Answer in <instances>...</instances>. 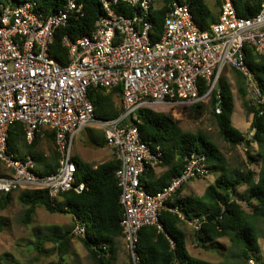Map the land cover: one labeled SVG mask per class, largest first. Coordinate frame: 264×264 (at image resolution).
Masks as SVG:
<instances>
[{
	"label": "built area",
	"instance_id": "obj_1",
	"mask_svg": "<svg viewBox=\"0 0 264 264\" xmlns=\"http://www.w3.org/2000/svg\"><path fill=\"white\" fill-rule=\"evenodd\" d=\"M96 1L102 14L90 34L75 41L62 37L68 60L64 64L51 55V47L59 28L84 15L82 4L67 0L50 15L32 1L0 7V194L42 191L56 200L70 191L83 192L85 185L75 183L74 142L84 129H100L118 162L114 177L122 209V240L132 264H138L139 231L160 228L163 210L178 212L177 207L166 206L168 200L210 171L205 155L193 153L179 176L161 191L147 192L141 178L160 162L162 153L153 152L141 140L136 114L142 109L169 112L207 104L213 95L215 113L220 114L219 82L227 69L243 77L252 105H263L244 48L264 55V0L250 18L238 16L232 0H219L218 18L207 31L198 28L185 1L171 0L157 39L150 17L154 0ZM119 87L120 114L96 118L89 90L109 93ZM15 123L24 127L28 145L45 129L54 133L59 154L55 172L41 175L30 155L16 159L9 151V130ZM191 224L200 230V219ZM72 235L83 237L84 228L76 225ZM248 263L253 264V259Z\"/></svg>",
	"mask_w": 264,
	"mask_h": 264
},
{
	"label": "trees",
	"instance_id": "obj_2",
	"mask_svg": "<svg viewBox=\"0 0 264 264\" xmlns=\"http://www.w3.org/2000/svg\"><path fill=\"white\" fill-rule=\"evenodd\" d=\"M23 1H32L43 13L50 15L59 11L67 0H0V7H15ZM83 5L84 15L78 20L71 19L66 27L56 31L55 41L51 47V55L61 64L67 63V52L62 47V37L67 35L71 40L89 35L94 22L102 14L96 0H77ZM162 6L155 7L151 20L155 38L162 32V22L166 11V4L171 0H160ZM185 1L193 15L194 21L201 31L209 30L216 22L218 14L213 13L205 0ZM237 14L243 18H250L260 10V0H232ZM213 7L219 9L220 1L213 0ZM245 61L254 76V82L260 94L264 97V55H258L250 47L244 48ZM238 77V93L244 100V107L250 115L251 139H247L232 126L231 118L234 112V94L225 77H221L219 89L221 95V113L216 114L217 100L213 95L207 105L197 104L183 107L195 118L201 117L207 109L213 118L222 140L232 147L243 145L246 149L247 163L260 161V169L255 180L252 170L243 166L232 171L226 170V159L219 148L204 134L183 131L178 121L169 112H156L149 109L139 110L136 114L139 122L136 125L141 140L155 152L162 153L157 166L163 171L156 176L150 168L141 183L149 193H156L166 187L170 181L179 176L186 159L193 153L206 157V164L211 173L217 175L215 181L208 185L201 197H181V187L166 206L169 209L178 208V212L163 210L159 216L160 228L156 226L144 227L139 231L137 243L138 264H247L249 259H255L260 252L258 225L264 221V104L253 106L246 101V89L243 77L234 71ZM94 107L95 117L98 119L115 118L120 114V87L106 93L103 89L91 88L87 94ZM24 127L15 123L9 130L8 148L13 155L23 151L33 157L36 162L43 163L44 158L36 155L34 148L38 144V136L27 145L24 139ZM105 143L104 136H101ZM48 141L54 143V135L47 136ZM256 144L257 154L252 155L248 150ZM49 173L56 170L59 154L56 147L51 148ZM33 153V154H32ZM76 167L75 183H83V192L73 191L62 194L56 200H51L42 191H24L19 195L20 202L26 207L24 223L28 224L36 209L42 208L54 214L70 215L74 219V226L62 234L45 236L43 241L52 243L53 253L57 260L48 264H68L67 257L71 240L76 238L88 253L93 264H111L116 260V244L123 237L120 221L122 209L119 204V189L114 177L118 162L115 158L100 164L96 168L72 159ZM245 187L243 193L247 209H244L235 198L238 189ZM11 194H0V208L4 209L11 201ZM201 220L199 231H194V238L199 248L215 249L228 259L226 263H211L192 256L186 244L183 226L193 219ZM76 225L84 228L83 237H74L72 230ZM227 239L233 250L223 253L226 249L219 241ZM40 241V240H39ZM42 242V241H40ZM41 245L42 243H38ZM35 245L41 252V248ZM222 251V253L220 252ZM226 254V255H225ZM129 263L132 261L129 257Z\"/></svg>",
	"mask_w": 264,
	"mask_h": 264
},
{
	"label": "rangeland",
	"instance_id": "obj_3",
	"mask_svg": "<svg viewBox=\"0 0 264 264\" xmlns=\"http://www.w3.org/2000/svg\"><path fill=\"white\" fill-rule=\"evenodd\" d=\"M205 3L213 13L218 14L219 10L213 7V0H205ZM154 4L157 8L162 6L160 0H154ZM223 77L226 78L234 94V112L231 118L232 126L247 139H251V118L244 107V100L238 93V77L231 69H227ZM244 86L247 93L245 100L252 102L253 99L251 94L246 88V85ZM169 113L178 121V124L183 131L191 133L200 132L213 142L226 159V170L228 172L238 168L243 169V166H245L254 172L255 180L257 179V174L261 165L260 161L258 160L253 164H248L246 149L242 147V145L232 147L221 139L218 128L209 114V109L198 118H195L193 114H190L187 110H182L181 108L169 110ZM86 133L87 131L83 130L84 135L79 136L77 140H79L80 143L77 141V145L83 150L85 155L87 152H90L95 157V160H87V163L97 164L98 161L110 158V152L105 147H98L95 150L90 148L87 142ZM47 148L48 143L42 140L39 149L44 151ZM257 149L258 147L254 143L248 150L252 155L256 156ZM15 158L19 159L18 156H15ZM162 171L163 169L161 167L157 165L155 166L154 172L156 175L161 174ZM219 174V172H210L204 178H199L186 183L182 188L180 196L201 197L204 194L206 187L212 184ZM244 191L245 187H240L235 198L240 202L244 209H247L243 197ZM20 193L21 192H15L11 194L12 199L9 204L4 209L0 208V264H48L56 261L57 256L53 253L52 243L43 241V238L47 235L54 233L62 234L67 230H70V228L75 225L74 219L70 215L58 213L51 214L42 208H38L35 210L30 222L25 224L24 219L26 207L19 200ZM258 229L260 252L257 256L260 259V264H264V221L258 225ZM184 231L187 236V249L192 256L211 263L228 262V259L224 258L221 254L214 253V248H211V250L199 248L193 236L195 229L191 223H186L184 225ZM219 242L220 245L216 247L219 248L221 244L225 246L226 249L223 253H228V251L233 250L227 239H222ZM38 243L42 244L39 245ZM36 244L41 248V252L36 249ZM220 252L222 253L221 250ZM67 262L68 264H93L88 257L87 251L76 238L71 240ZM111 264H130L129 255L122 239L116 244V260ZM247 264L249 263L247 262ZM253 264H257L255 259H253Z\"/></svg>",
	"mask_w": 264,
	"mask_h": 264
},
{
	"label": "crops",
	"instance_id": "obj_4",
	"mask_svg": "<svg viewBox=\"0 0 264 264\" xmlns=\"http://www.w3.org/2000/svg\"><path fill=\"white\" fill-rule=\"evenodd\" d=\"M219 10V9H218ZM218 13H219V11H218ZM96 129V130H95ZM84 130H86L87 131V142H88V144H89V146H90V148L91 149H97L98 147H100V148H103V147H105L106 149H108L109 150V152H110V158H108V159H103V160H101V161H98L97 162V164H89V163H87V160L88 161H92V160H95V157L93 156V154L92 153H90V152H87L86 153V155H85V153H83V150H81L80 149V147H78V145H77V141H79V140H77L78 138H79V136L80 135H84L83 134V131L77 136V138L75 139V142H74V146H73V151H72V159L74 158V159H76V160H80L81 162H83V163H85V164H88V165H90L92 168H96L97 166H99L100 164H102V163H105V162H107V161H110L111 159H113L114 158V152H113V150L110 148V147H108L107 145H106V143H103V144H101L102 142H103V140H102V138H101V136L103 135V133H102V131L100 130V129H97V128H94V127H89V128H86V129H84ZM49 134H53L54 135V133L51 131V130H49V129H45V130H43L41 133H39V134H37V136H38V138H39V140H38V144H37V146L34 148V152L33 153H35L36 155H41L45 160H44V162L43 163H39V162H36L34 159V163H35V167H36V170H37V172L39 173V174H41V175H49V174H52V173H49L48 171L50 170V166H52V163H50V159H51V148H54L55 149V145H54V143H50L49 141H48V139H47V136L49 135ZM42 140H44L45 142H47L48 143V148L46 149V150H44V151H41L40 149H39V146H40V144H41V141ZM79 143H80V141H79ZM27 144V143H26ZM28 145V144H27ZM81 146V145H80ZM32 153V154H33ZM16 156H18L19 158H24L25 156H27V154H26V152L24 153L23 151L21 152V154H17ZM33 158V157H32ZM38 168V169H37ZM57 168V167H56ZM155 168V167H154ZM153 168V169H154ZM55 172V171H54ZM156 175V174H155ZM160 175V174H159ZM156 176H158V175H156ZM24 192V191H23ZM182 192V191H181ZM183 228V230H184V226L182 227ZM185 232V231H184ZM185 235H186V233H185ZM186 244H187V236H186Z\"/></svg>",
	"mask_w": 264,
	"mask_h": 264
}]
</instances>
